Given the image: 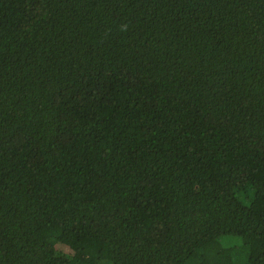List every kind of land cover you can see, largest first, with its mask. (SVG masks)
I'll list each match as a JSON object with an SVG mask.
<instances>
[{
  "label": "trees",
  "instance_id": "trees-1",
  "mask_svg": "<svg viewBox=\"0 0 264 264\" xmlns=\"http://www.w3.org/2000/svg\"><path fill=\"white\" fill-rule=\"evenodd\" d=\"M0 264H264V0H0Z\"/></svg>",
  "mask_w": 264,
  "mask_h": 264
}]
</instances>
